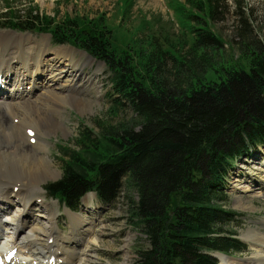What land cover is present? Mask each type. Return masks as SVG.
Here are the masks:
<instances>
[{
    "label": "trees",
    "instance_id": "obj_1",
    "mask_svg": "<svg viewBox=\"0 0 264 264\" xmlns=\"http://www.w3.org/2000/svg\"><path fill=\"white\" fill-rule=\"evenodd\" d=\"M186 1L191 43L180 55L153 48L143 73L115 54L102 17L55 20L19 9L21 0H4L0 9V27L48 32L54 43L103 61L111 74L109 101L133 113L127 125L96 122L98 131L81 126L74 145L62 149L60 178L44 187L73 211L89 192L105 204L124 186L134 193L127 216L148 245L133 264H219L209 252L246 248L232 225L240 214L222 204L230 170L264 147V39L247 38V19L264 13V0L259 10L246 0L232 1L241 27L236 54L215 28L229 1ZM209 72L217 80H208Z\"/></svg>",
    "mask_w": 264,
    "mask_h": 264
},
{
    "label": "rangeland",
    "instance_id": "obj_2",
    "mask_svg": "<svg viewBox=\"0 0 264 264\" xmlns=\"http://www.w3.org/2000/svg\"><path fill=\"white\" fill-rule=\"evenodd\" d=\"M13 1V0H12ZM23 3L19 9L32 8L39 13L61 20L63 17L81 18L85 21H94L103 18L101 26L111 30V48L117 56L126 55L130 59L132 68L140 73L144 72V57L155 47H160L172 54L180 55L184 47L191 43L189 34L190 23L186 20L187 1L186 0H21ZM227 13L223 15V20L215 24V28L220 31L226 41H229L234 48L235 54L238 52V27L239 20L235 18L233 0H228ZM255 10L261 9L262 0H246ZM4 0H0V9ZM15 8L13 12H15ZM249 29L247 38L264 39V13L258 11L254 17L247 19ZM0 35L12 32L31 37L32 42L44 41V50L48 51L51 57L60 46H67L76 52L75 58H79L80 69L76 76L75 94L82 97L84 105L73 107L68 101L61 110L60 117L53 113L52 119L61 122L62 127L54 130L48 135L41 137L47 145L41 153L46 154L50 159L58 175L54 179H49L42 184L43 194L36 198V202L51 205L56 213L55 225L61 235H68L70 232V221L65 208L57 199H52L45 192V185L55 181L61 176L62 149L69 145H74L79 128L98 131L96 122L116 124L118 122L127 123L134 119V115L129 108L117 109L109 101L111 74L105 64L97 60L87 58V53L80 56L82 50L69 44H55L48 32H20L10 28H0ZM26 34V35H25ZM9 36V37H8ZM7 35L1 39L0 50L14 37ZM34 45V43H32ZM226 52V51H225ZM49 57V58H50ZM170 72V71H167ZM54 85L50 82V87L57 86L53 91H69L68 82L71 79L68 72H64ZM208 80H217L215 72L207 73ZM47 82V79H45ZM53 84V85H52ZM4 84L0 81V90ZM61 87V88H59ZM52 88V87H51ZM16 98V99H15ZM24 98V97H23ZM14 96L12 102L23 100ZM14 99L16 101H14ZM19 99V100H18ZM86 99V100H85ZM44 104V103H43ZM39 109L45 107L38 105ZM53 116V117H52ZM26 144L33 145L35 152L40 153L39 144L34 139H27ZM104 148L101 143L99 150ZM21 178V177H20ZM24 183H27L23 181ZM27 187H24L25 189ZM247 190V191H246ZM225 193L227 200L222 206L238 212L240 215L237 222L232 224L238 232L239 238L245 243L246 249L240 253L231 254L239 262L249 264L255 255L254 248L243 239V233L249 230H258L264 237V147L252 150L248 155L236 162L230 170ZM129 196V197H128ZM135 194L128 192L125 186L122 188L117 199L112 203H102L92 193L84 196L81 206L76 213L92 221L93 231L86 235V240L97 238V244L92 245L94 251V264H133L137 251L147 247V240L137 229L133 228L129 221L128 205L130 199H136ZM87 198H90L87 200ZM55 202L56 204H53ZM84 202V206H83ZM240 202V204H239ZM242 202V203H241ZM90 205V208L86 207ZM9 207V213L12 212ZM74 212V211H73ZM35 214V213H34ZM0 230L2 228L0 227ZM9 234V233H8ZM4 238V236H3ZM84 239V237L82 236ZM2 241V240H1ZM127 243V248L124 244ZM86 243L80 244L84 247ZM125 249L128 256H125Z\"/></svg>",
    "mask_w": 264,
    "mask_h": 264
},
{
    "label": "bare ground",
    "instance_id": "obj_3",
    "mask_svg": "<svg viewBox=\"0 0 264 264\" xmlns=\"http://www.w3.org/2000/svg\"><path fill=\"white\" fill-rule=\"evenodd\" d=\"M7 35L14 39L0 50V81L4 84L0 90V264H94L96 255L91 247L97 244V238L85 239L94 230L92 221L65 209L70 232L63 236L57 231L56 212L51 205L36 202L43 194L42 184L58 175L47 155L41 153L47 145L41 137L62 127L50 114L60 117L68 101L76 108L86 102L74 91L80 57L75 58L76 51L67 46L58 47L50 57L44 41L32 42L31 37H17L12 32L0 35V45ZM83 54L80 52V56ZM64 72L71 77L69 91L56 93L53 90L57 86L51 88L50 82L55 85ZM16 95L23 100L7 99ZM30 138L37 141L40 153L26 144ZM10 206L11 213L7 212ZM261 235L258 230L243 233V239L256 252L249 264H264ZM83 242L86 244L81 247ZM124 246L127 248V243ZM214 255L221 264H247L223 253Z\"/></svg>",
    "mask_w": 264,
    "mask_h": 264
},
{
    "label": "water",
    "instance_id": "obj_4",
    "mask_svg": "<svg viewBox=\"0 0 264 264\" xmlns=\"http://www.w3.org/2000/svg\"><path fill=\"white\" fill-rule=\"evenodd\" d=\"M210 255H212V254H210ZM213 257H215L214 255H212Z\"/></svg>",
    "mask_w": 264,
    "mask_h": 264
}]
</instances>
